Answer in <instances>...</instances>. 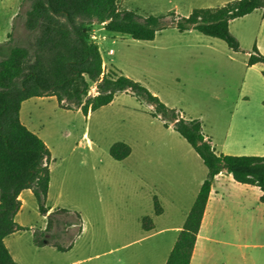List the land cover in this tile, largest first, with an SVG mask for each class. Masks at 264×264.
<instances>
[{
	"label": "rangeland",
	"instance_id": "obj_1",
	"mask_svg": "<svg viewBox=\"0 0 264 264\" xmlns=\"http://www.w3.org/2000/svg\"><path fill=\"white\" fill-rule=\"evenodd\" d=\"M217 1L121 0L119 5L124 10L167 16L170 20L174 16L188 17L195 9L224 6ZM29 8L30 0H0V64L11 55L13 47H29L32 35L24 20ZM262 11L233 24L232 33L242 39L240 52L223 40L195 30L181 33L173 26L159 32L155 41H138L96 24L93 39L101 47L107 74L124 75L141 83L169 108L189 119L201 120L207 135L221 136L234 115L248 109L247 102L264 97V66L248 65V55L256 46L260 44L264 50V32L259 33ZM247 79L252 86L251 99L241 104ZM89 94L98 95L97 85H91ZM37 103L34 119L50 135L49 145L68 157L67 162L58 160L53 164V192L62 186L65 193L61 207L73 211L57 210L51 232L39 230L38 241L67 248L76 242L73 253L48 248L42 254L50 252L66 258L63 264L89 258L80 264H161L163 236L140 240L145 235L141 221L150 216L158 220L159 228L182 223L183 214L174 204L186 187L187 172L192 170L200 177L208 173L198 154L179 133L166 127L161 117L153 116V107L131 92L119 93L113 103L89 116L78 109L61 108L55 97ZM242 115L239 119L243 121ZM248 130L236 129V134L244 140L257 136ZM85 132L96 147L88 156V164L80 165L79 151L74 152V147ZM118 142L133 148V154L124 161L110 154ZM71 159L77 162L69 165ZM223 188L227 212L217 218L208 253L199 255L195 264H264V202L255 189L228 180L223 181ZM156 197L166 208L160 218L154 217ZM76 213L83 219L82 234ZM40 215L33 198L19 221L40 228ZM73 224L76 228L69 234L67 229ZM18 237L27 254H41L31 232ZM118 247L122 248L115 255L96 257Z\"/></svg>",
	"mask_w": 264,
	"mask_h": 264
},
{
	"label": "trees",
	"instance_id": "obj_2",
	"mask_svg": "<svg viewBox=\"0 0 264 264\" xmlns=\"http://www.w3.org/2000/svg\"><path fill=\"white\" fill-rule=\"evenodd\" d=\"M121 0H30L24 15L32 35L29 47H13L11 55L0 64V264H17L5 244L16 232L31 230L16 222L22 208L20 196L32 190L39 211L47 207L51 185L52 153L47 144L21 121L25 101L36 97H56L64 109H78L86 116L110 105L119 93L131 92L154 108V117L169 122L200 156L208 169L198 198L188 216L167 264H191L215 179L223 172L236 182L258 186L264 192V156L218 154L198 119H186L177 109L169 108L141 83L124 75L107 74L99 43L93 39L96 24H105L111 33L128 35L138 41H154L159 32L170 26L181 33L198 31L223 40L235 52L241 42L231 31V23L262 9L264 0H235L218 8L195 9L188 17L146 16L139 10L120 8ZM264 14V13H263ZM11 37V35H10ZM264 64V55L256 46L248 65ZM264 75V72H263ZM98 95H90L91 85ZM111 156L124 161L132 147L118 142ZM264 202V196L261 198ZM71 213L66 209H60ZM157 215L164 209L155 198ZM82 225L80 214L76 213ZM55 212L49 218L47 233L52 230ZM143 226L154 229V220L146 217ZM35 243L42 246L35 233ZM60 250L62 246L53 244Z\"/></svg>",
	"mask_w": 264,
	"mask_h": 264
},
{
	"label": "crops",
	"instance_id": "obj_3",
	"mask_svg": "<svg viewBox=\"0 0 264 264\" xmlns=\"http://www.w3.org/2000/svg\"><path fill=\"white\" fill-rule=\"evenodd\" d=\"M232 1H235V0H218L217 2H222L221 4L226 5L227 3L232 2ZM211 7H205V8H211ZM193 11H191L189 15H191ZM263 13L264 11H262L263 21L260 26L259 33L264 32V14ZM235 21L231 23V31H232V26L235 23ZM101 25L105 27V24H101ZM236 36L239 39V41L242 42L241 37L238 35ZM258 48L260 52L264 55V50L262 49L260 44ZM253 51L249 53L248 58H250ZM103 58H104V55H103ZM261 65L264 66L263 64H257L251 68H257L258 66H261ZM104 66L105 68H107L105 60H104ZM251 91H252V86L250 85L247 79L245 80L244 85L242 87L241 104H245L246 100L251 99V97L249 96L250 94H252ZM47 98H54V97H36V98H32V99L25 101L22 105V109L20 113L22 123L30 131L38 135L50 148L51 153H52V162L50 166L51 185H50L48 202H47V207L49 208L50 211L48 215H45V216L40 215V217L42 218L43 225L40 228L35 227V226L31 227L30 225H26L19 221V216L23 212L28 201L32 200L33 198L36 199L32 190L30 189L25 190L22 192L20 196V199L22 201V208L20 212L18 213V215L16 216V222L20 226L30 228L31 230L16 232L5 239V244L17 264H63L66 259V258L65 259L62 258L61 256L53 255L50 252L47 254L46 253L42 254V252L46 251L48 248L50 249L53 248L58 251L60 250L58 247L54 246L53 244L46 242L43 244L40 243L42 246H38L35 243V233H37L39 230L44 232L47 229L49 218L51 217L52 213L60 209H65L61 207L62 206L61 197L64 195L65 189L61 186L59 190H56L55 194L53 192L54 187H55L54 175H53L54 174L53 164L57 162L58 160H60V162H63V163L67 162L68 157L64 154L62 155L60 153V150L53 149L51 145H49L48 140L50 138V135L47 132H45L44 126L41 123L39 124V122L36 119H34V115H35V112L38 106L37 101L40 99H47ZM246 105H248V109L242 112L238 111L237 114L234 115V118L230 122L227 130L224 131L223 135L221 136H217V135L215 136L213 134L207 135L204 131L206 137L212 140V145L216 149V152L218 154H225V155H230V156H264V97H262L255 103L247 102ZM241 114H243L245 117L243 121L239 119V115L241 116ZM182 116L186 119H189L184 114ZM168 128L175 131L174 125H169ZM244 128L249 129L248 131H252L251 133H256L257 136L250 135L246 137V140L240 138L239 135L236 134V129H244ZM95 147H96V144L94 140L91 138V136L88 134V132H85L82 136L79 137V142L74 147V152L79 151L78 156H80V158L78 157L77 160L79 159L80 165L88 164V156L93 153V151L95 150ZM58 149H60V147ZM132 154H133V148H132ZM77 160L76 161L72 159L71 161L69 160L70 161L69 165L76 163ZM207 177H208L207 172H205V174L202 177L197 176L192 170H189L187 172L186 187L180 190V194H178V196L176 197V201L174 204L175 207H178L181 213L183 214L182 215L183 221L181 224L175 225L172 227L159 228L158 220L155 221V219L153 218L154 229L151 231H147L143 226V222L146 217H144L143 220L141 221L145 235L140 240L149 239L155 236H163V239H162L163 241L161 242L160 248H159L160 254L162 257L161 264L168 263V260L177 244L180 234L182 230L184 229V226L188 220V216L198 198L200 190L205 180L207 179ZM224 180H228L229 182H232L234 184L243 185L246 187V189H255L258 193L257 197L260 198V200L264 196V192L258 186L245 185V184L238 183L235 181L233 175L227 172H223L220 175H218L212 187V192H211L210 199H209L206 211H205V215H204L202 226H201V229L198 235L197 243H196V246L193 252L191 264H195L197 262L199 255L201 254L206 255L208 253L207 246L209 242L213 241V239L211 238V235L216 233L215 232L216 220L220 215L223 214L224 211H225L224 213L227 212V209L225 207V194H224L225 190L223 188ZM186 191L188 192L186 193ZM184 203L186 204L185 207L183 205ZM161 204L163 206L162 202ZM163 209H164V213L162 215H157L155 212L154 217L155 218L162 217L166 213V208H164V206H163ZM38 210H39V205H38ZM69 211L73 213L72 210H69ZM147 217H150V216H147ZM81 219H82V216H81ZM78 227L80 228L79 233L81 232L80 234H82L85 228L83 226V219H82V225H80L79 223ZM75 228H76V225L73 224L67 229V232L71 234L73 233V229ZM26 232L32 233V236L34 237V243L41 254H38V255L27 254V252L23 248L22 243L18 237L19 234L26 233ZM80 237L81 235H79L77 238H80ZM62 248H64V250H60V251H68L67 253H73L76 250V242H72L68 248L63 247V246ZM121 248L122 247L111 248L110 251L99 253L96 257L98 259H102L105 256L115 255L117 251H119ZM90 259L92 258L85 259V260H76L68 264H80L81 262H84Z\"/></svg>",
	"mask_w": 264,
	"mask_h": 264
}]
</instances>
